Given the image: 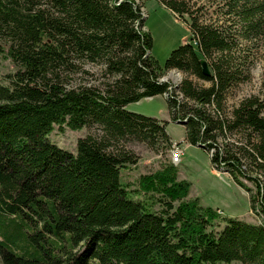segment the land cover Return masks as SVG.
Returning a JSON list of instances; mask_svg holds the SVG:
<instances>
[{
	"label": "trees",
	"instance_id": "obj_1",
	"mask_svg": "<svg viewBox=\"0 0 264 264\" xmlns=\"http://www.w3.org/2000/svg\"><path fill=\"white\" fill-rule=\"evenodd\" d=\"M156 1L180 21L188 16L195 44L162 68L143 32V6L132 0H0V57L18 68L0 85V264H264V83L231 119L222 113L226 95L251 78L248 60L233 56L260 39L263 12L243 7L234 32L201 23L185 0ZM170 71L210 86L184 80L179 101L159 83ZM164 96L185 143L212 153L211 167L247 193L242 180L253 185L250 208L259 207L262 225L185 201L190 185L170 164L141 176L135 190L121 184V171L136 165L130 142L172 151L167 123L125 110ZM55 127L100 135L78 140L72 155L49 142ZM235 133L243 140L228 147L238 152L221 149L217 139Z\"/></svg>",
	"mask_w": 264,
	"mask_h": 264
},
{
	"label": "rangeland",
	"instance_id": "obj_2",
	"mask_svg": "<svg viewBox=\"0 0 264 264\" xmlns=\"http://www.w3.org/2000/svg\"><path fill=\"white\" fill-rule=\"evenodd\" d=\"M139 5L141 9L144 28L143 32L150 35L152 39L151 55L153 59L162 68L170 56V54L179 47L191 43L195 48V44L191 41V34L189 32L190 22L188 16H184L183 21L179 20L178 16L167 11L156 0H148L140 2L139 0H132ZM180 1V0H178ZM189 6V12L197 16L201 23L205 25H213L214 27H222L224 29H232V31H239L241 26L240 13L243 7H246L256 14V12H263L257 15L256 20L264 25V0H185ZM241 1V2H239ZM237 2L242 5H238ZM260 39L252 42H241L240 47L236 50V55L233 56L237 62L247 59L248 63L246 69L250 70L251 78L249 82L241 84L234 88L228 95H226L222 103L223 115L231 119L232 112L240 106V104L249 98L261 97L264 83V29L262 30ZM86 71L94 74V79L103 82V78L99 74V68L86 67ZM18 68L5 56L0 57V85L8 86V77L14 76ZM177 78V81L173 79ZM184 80H188L197 87L209 88V84L200 82L193 76H188L177 71H170L166 73L159 81L160 84H167L170 86V91L174 92L179 101H182L178 89ZM172 92H169L171 94ZM166 96V95H165ZM156 97L150 101H141L137 104L129 105L125 110L129 113L143 116L145 118L154 119L162 122H171L167 111L166 97ZM208 113L214 117L213 112L208 109ZM264 117V114H263ZM184 128V126H183ZM182 126L175 123L167 124V133L171 135L173 140H178L184 136V129ZM100 133L96 129H83L77 132H71L66 128L58 130L54 128L53 133L48 137L51 144L59 149L66 151L72 155L76 154V145L78 140L84 139L87 136H99ZM170 138V137H169ZM238 133L233 136L228 135L225 138L217 139V144L221 149L234 145L240 142ZM171 138L172 151L152 152L146 145L136 142H130L125 146V150L133 155V160L136 161L135 166H128L126 170L120 173L121 184H128L135 190L137 188L138 179L144 175H151L161 170L163 166L173 165L177 171V181L185 182L190 185V190L185 201L199 200L200 205L204 208H211L218 215L225 219H237L253 225H262L263 218L259 213V207L256 206L257 211H251V198L257 200L258 196L253 185L246 181L242 182L252 191L247 193L240 188L233 177L213 169L210 165V158L212 153H205L202 149L190 147L183 152L180 145L174 143ZM231 152L237 153V149L228 147ZM182 152L180 161L175 164L172 162L175 150ZM260 176V175H258ZM254 176V177H258ZM140 198L143 196L140 195ZM144 199V198H143ZM154 212H158L159 208L155 206ZM221 226V225H220ZM221 229L217 227L214 230Z\"/></svg>",
	"mask_w": 264,
	"mask_h": 264
},
{
	"label": "crops",
	"instance_id": "obj_3",
	"mask_svg": "<svg viewBox=\"0 0 264 264\" xmlns=\"http://www.w3.org/2000/svg\"><path fill=\"white\" fill-rule=\"evenodd\" d=\"M150 100H152V99H149V100H145V101H150ZM140 103V102H139ZM127 108V107H126ZM158 121V120H157ZM159 122H162V121H159ZM168 125L171 123V122H166ZM183 128V127H182ZM184 129V128H183ZM166 133H167V130H166ZM168 134V133H167ZM172 140H173V138L171 137V135H168ZM174 141V143L175 144H177V145H180V149H182L183 150V152H185V151H187L191 146H189V145H187L186 143H185V130H184V136L182 137V138H180V139H178V140H173ZM184 158V157H183ZM183 158L181 159V162H182V160H183Z\"/></svg>",
	"mask_w": 264,
	"mask_h": 264
},
{
	"label": "water",
	"instance_id": "obj_4",
	"mask_svg": "<svg viewBox=\"0 0 264 264\" xmlns=\"http://www.w3.org/2000/svg\"><path fill=\"white\" fill-rule=\"evenodd\" d=\"M200 66H201V69H202L203 76L204 77H210L211 76V73H210V70H209L207 64L204 61H201L200 62ZM177 125L183 127L184 126V123H178ZM198 149L201 150L202 148L199 147Z\"/></svg>",
	"mask_w": 264,
	"mask_h": 264
},
{
	"label": "built area",
	"instance_id": "obj_5",
	"mask_svg": "<svg viewBox=\"0 0 264 264\" xmlns=\"http://www.w3.org/2000/svg\"><path fill=\"white\" fill-rule=\"evenodd\" d=\"M175 151H176V153H175V155H173V159H171V160L173 163L177 164L181 159L182 152L179 149L175 150Z\"/></svg>",
	"mask_w": 264,
	"mask_h": 264
},
{
	"label": "bare ground",
	"instance_id": "obj_6",
	"mask_svg": "<svg viewBox=\"0 0 264 264\" xmlns=\"http://www.w3.org/2000/svg\"><path fill=\"white\" fill-rule=\"evenodd\" d=\"M173 79H174L175 81H177V78H176V77H173Z\"/></svg>",
	"mask_w": 264,
	"mask_h": 264
}]
</instances>
